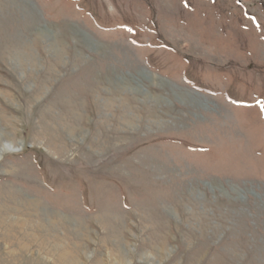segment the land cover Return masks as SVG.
Listing matches in <instances>:
<instances>
[{
	"label": "rangeland",
	"instance_id": "374dc122",
	"mask_svg": "<svg viewBox=\"0 0 264 264\" xmlns=\"http://www.w3.org/2000/svg\"><path fill=\"white\" fill-rule=\"evenodd\" d=\"M74 263L264 264V0H0V264Z\"/></svg>",
	"mask_w": 264,
	"mask_h": 264
},
{
	"label": "bare ground",
	"instance_id": "6f19581e",
	"mask_svg": "<svg viewBox=\"0 0 264 264\" xmlns=\"http://www.w3.org/2000/svg\"><path fill=\"white\" fill-rule=\"evenodd\" d=\"M24 70V69H23ZM206 101V100H205ZM135 116V115H134ZM136 117V116H135ZM126 118V117H125ZM132 122V121H131ZM142 128V127H141ZM75 264V263H74Z\"/></svg>",
	"mask_w": 264,
	"mask_h": 264
}]
</instances>
